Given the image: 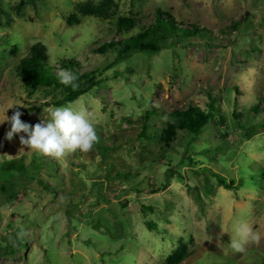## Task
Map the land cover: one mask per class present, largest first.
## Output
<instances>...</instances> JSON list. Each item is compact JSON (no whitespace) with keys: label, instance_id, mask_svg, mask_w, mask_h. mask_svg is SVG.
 <instances>
[{"label":"rangeland","instance_id":"1","mask_svg":"<svg viewBox=\"0 0 264 264\" xmlns=\"http://www.w3.org/2000/svg\"><path fill=\"white\" fill-rule=\"evenodd\" d=\"M83 1L0 0V119L19 110L35 125L44 109L83 107L99 138L86 154L55 159L22 146L24 133L7 140L10 125L0 124V264H165L181 244L176 264H260L264 0H112L108 18L77 14L78 24H65ZM156 8L206 31L169 37L173 45L151 55L94 51L147 27ZM117 16L133 27L117 31ZM37 41L54 71L72 58L99 82L61 106L51 104L55 88L27 95L13 68ZM209 100L198 134L161 139L171 110ZM12 159L22 170L3 168ZM241 221L262 237L243 253L230 247Z\"/></svg>","mask_w":264,"mask_h":264},{"label":"trees","instance_id":"2","mask_svg":"<svg viewBox=\"0 0 264 264\" xmlns=\"http://www.w3.org/2000/svg\"><path fill=\"white\" fill-rule=\"evenodd\" d=\"M112 2V0H97L96 2L87 0L78 2L74 5V12L68 14L64 22L67 25L78 24L79 16L77 14L81 16L92 15L106 19L110 16L109 10ZM115 25L117 31L131 29L134 25V19L131 17L117 16ZM204 31H206L205 28L196 25L181 27L173 20L169 13L162 11L160 8H156L153 12L152 21L147 27L127 35L123 32L122 38L104 41L98 44L94 48V51L103 53L108 48H116L115 58L117 60H121L134 52L151 55L161 48L171 47L173 45L172 42L166 41L169 37H174L177 34L182 36H193ZM60 66L77 75L78 87L76 89L60 82V72L54 71L52 65L48 63L46 48L38 41L30 45L27 54L18 61L13 71L20 78L27 95H31L40 87L58 89L61 94L57 99L51 102L54 106H61L72 101L78 95L85 93L99 82V79L95 78L91 71H78V62L75 59L65 58L61 61ZM213 110L214 106L212 100H209L206 109L188 104L182 109L171 110L167 114L168 120L165 122V127L162 129L161 139L169 143L177 130H186L194 135L198 134L201 128L207 123ZM148 114H150V111L145 112V119ZM3 168L6 170H22L23 165L20 159H12L6 161L3 164ZM217 180L223 187H230V184L224 183L218 176ZM185 255V246L181 244L180 249L172 251V253L165 258L164 263L176 264L183 259ZM260 264H264V258L261 260Z\"/></svg>","mask_w":264,"mask_h":264},{"label":"clouds","instance_id":"3","mask_svg":"<svg viewBox=\"0 0 264 264\" xmlns=\"http://www.w3.org/2000/svg\"><path fill=\"white\" fill-rule=\"evenodd\" d=\"M59 77L62 84L73 89L78 87V77L74 72L61 70ZM21 116L22 113L16 110L10 117L6 112L0 119V124L7 122L10 125L5 138L11 141L14 136L24 133L19 136L20 144L40 155L63 159L76 152L86 154L94 149L99 140L93 117L83 107L69 105L44 109L40 122L35 125L22 121ZM234 231L235 238L230 240V247L235 252L243 253L248 243L259 244L262 238L243 221L234 226Z\"/></svg>","mask_w":264,"mask_h":264}]
</instances>
